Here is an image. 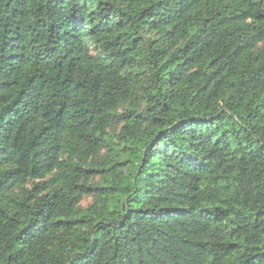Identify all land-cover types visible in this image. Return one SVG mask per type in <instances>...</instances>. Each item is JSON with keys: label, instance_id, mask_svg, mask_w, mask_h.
Wrapping results in <instances>:
<instances>
[{"label": "trees", "instance_id": "16d2710c", "mask_svg": "<svg viewBox=\"0 0 264 264\" xmlns=\"http://www.w3.org/2000/svg\"><path fill=\"white\" fill-rule=\"evenodd\" d=\"M0 264H264V0H0Z\"/></svg>", "mask_w": 264, "mask_h": 264}, {"label": "rangeland", "instance_id": "374dc122", "mask_svg": "<svg viewBox=\"0 0 264 264\" xmlns=\"http://www.w3.org/2000/svg\"><path fill=\"white\" fill-rule=\"evenodd\" d=\"M88 202H89V200H86V201L84 202V205H86Z\"/></svg>", "mask_w": 264, "mask_h": 264}]
</instances>
